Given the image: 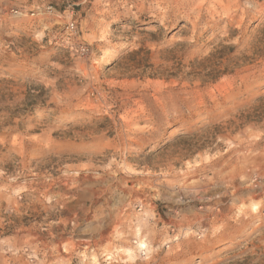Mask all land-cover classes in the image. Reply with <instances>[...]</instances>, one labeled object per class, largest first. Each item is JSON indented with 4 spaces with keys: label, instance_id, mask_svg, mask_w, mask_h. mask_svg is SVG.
I'll return each instance as SVG.
<instances>
[{
    "label": "rangeland",
    "instance_id": "obj_1",
    "mask_svg": "<svg viewBox=\"0 0 264 264\" xmlns=\"http://www.w3.org/2000/svg\"><path fill=\"white\" fill-rule=\"evenodd\" d=\"M12 11L0 264H264V0Z\"/></svg>",
    "mask_w": 264,
    "mask_h": 264
},
{
    "label": "crops",
    "instance_id": "obj_2",
    "mask_svg": "<svg viewBox=\"0 0 264 264\" xmlns=\"http://www.w3.org/2000/svg\"><path fill=\"white\" fill-rule=\"evenodd\" d=\"M50 0H0V16L10 10L24 13L42 11Z\"/></svg>",
    "mask_w": 264,
    "mask_h": 264
},
{
    "label": "built area",
    "instance_id": "obj_3",
    "mask_svg": "<svg viewBox=\"0 0 264 264\" xmlns=\"http://www.w3.org/2000/svg\"><path fill=\"white\" fill-rule=\"evenodd\" d=\"M12 12H13V14H19V13H18V11H15V10H14V11H12ZM70 28L72 29V28H73V26L71 25V26H70Z\"/></svg>",
    "mask_w": 264,
    "mask_h": 264
}]
</instances>
